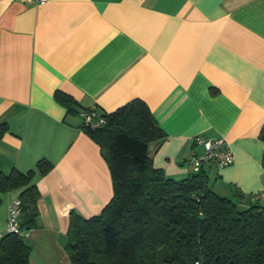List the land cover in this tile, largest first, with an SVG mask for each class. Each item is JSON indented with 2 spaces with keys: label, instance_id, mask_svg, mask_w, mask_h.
<instances>
[{
  "label": "crops",
  "instance_id": "0c3cea01",
  "mask_svg": "<svg viewBox=\"0 0 264 264\" xmlns=\"http://www.w3.org/2000/svg\"><path fill=\"white\" fill-rule=\"evenodd\" d=\"M57 90L99 111L144 100L165 132L148 154L168 176L203 165L222 195L264 187V0H0V172L52 163L35 177L31 264H70L69 211L97 214L112 195L81 107ZM197 136L222 138L233 162L190 163ZM17 195L1 196L0 231Z\"/></svg>",
  "mask_w": 264,
  "mask_h": 264
},
{
  "label": "trees",
  "instance_id": "16d2710c",
  "mask_svg": "<svg viewBox=\"0 0 264 264\" xmlns=\"http://www.w3.org/2000/svg\"><path fill=\"white\" fill-rule=\"evenodd\" d=\"M54 98L69 112L89 109L59 90ZM97 112L105 123L81 128L108 154L112 195L97 214L69 211L63 248L70 264H264V204L237 190L233 197L218 193L203 165L181 178L155 167L149 143L165 132L144 100ZM51 167L41 158L26 172H0V202L18 191L25 230L39 216L35 177ZM30 251L24 236L5 233L0 264H31Z\"/></svg>",
  "mask_w": 264,
  "mask_h": 264
},
{
  "label": "built area",
  "instance_id": "2783aa9c",
  "mask_svg": "<svg viewBox=\"0 0 264 264\" xmlns=\"http://www.w3.org/2000/svg\"><path fill=\"white\" fill-rule=\"evenodd\" d=\"M47 0H34L39 5L45 3ZM97 107L91 106L88 110H82L80 112L82 122L85 125L91 127H98L105 123V117L99 115ZM194 142L203 146V151L198 154H194L189 158V162L192 164H201L205 162H213L216 167H224L230 165L233 162L232 152L224 145L222 138L215 139H203L199 136L194 138ZM254 200L264 204V187L260 188L252 194ZM21 200L19 197H14L9 200L7 204V218L5 229L0 231V239L5 233H13L26 237L28 235V229H23L19 224Z\"/></svg>",
  "mask_w": 264,
  "mask_h": 264
},
{
  "label": "water",
  "instance_id": "95a60500",
  "mask_svg": "<svg viewBox=\"0 0 264 264\" xmlns=\"http://www.w3.org/2000/svg\"><path fill=\"white\" fill-rule=\"evenodd\" d=\"M102 154H103V156H104L105 158H107L108 154H107V152L105 151V149H102Z\"/></svg>",
  "mask_w": 264,
  "mask_h": 264
}]
</instances>
